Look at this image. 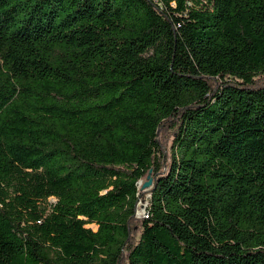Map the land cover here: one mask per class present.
I'll use <instances>...</instances> for the list:
<instances>
[{
	"label": "trees",
	"instance_id": "trees-1",
	"mask_svg": "<svg viewBox=\"0 0 264 264\" xmlns=\"http://www.w3.org/2000/svg\"><path fill=\"white\" fill-rule=\"evenodd\" d=\"M0 264H264V0H0Z\"/></svg>",
	"mask_w": 264,
	"mask_h": 264
},
{
	"label": "built area",
	"instance_id": "built-area-1",
	"mask_svg": "<svg viewBox=\"0 0 264 264\" xmlns=\"http://www.w3.org/2000/svg\"><path fill=\"white\" fill-rule=\"evenodd\" d=\"M137 185L139 187L140 186V182ZM145 198H146V196H145ZM145 205H146L145 201L138 202L137 208H136V212H135V216H134L135 218L139 219V218L144 217V215H145V212H144Z\"/></svg>",
	"mask_w": 264,
	"mask_h": 264
},
{
	"label": "water",
	"instance_id": "water-1",
	"mask_svg": "<svg viewBox=\"0 0 264 264\" xmlns=\"http://www.w3.org/2000/svg\"><path fill=\"white\" fill-rule=\"evenodd\" d=\"M149 185H150V180H147V181H145V182L142 184V188H147V187H149Z\"/></svg>",
	"mask_w": 264,
	"mask_h": 264
},
{
	"label": "rangeland",
	"instance_id": "rangeland-1",
	"mask_svg": "<svg viewBox=\"0 0 264 264\" xmlns=\"http://www.w3.org/2000/svg\"><path fill=\"white\" fill-rule=\"evenodd\" d=\"M49 202H50V199H49ZM135 219H137V218H135ZM86 228H90L91 230H94L95 228H94V226H92V225H88V226H85Z\"/></svg>",
	"mask_w": 264,
	"mask_h": 264
}]
</instances>
